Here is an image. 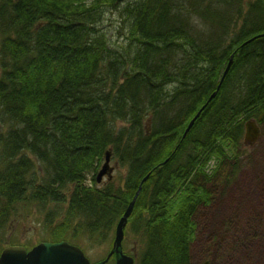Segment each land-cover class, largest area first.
I'll list each match as a JSON object with an SVG mask.
<instances>
[{
    "label": "trees",
    "instance_id": "trees-1",
    "mask_svg": "<svg viewBox=\"0 0 264 264\" xmlns=\"http://www.w3.org/2000/svg\"><path fill=\"white\" fill-rule=\"evenodd\" d=\"M249 119L264 124V0H0V251L27 208L46 240H110L149 175L135 264H191L195 214ZM107 151L125 175L98 186Z\"/></svg>",
    "mask_w": 264,
    "mask_h": 264
},
{
    "label": "rangeland",
    "instance_id": "rangeland-1",
    "mask_svg": "<svg viewBox=\"0 0 264 264\" xmlns=\"http://www.w3.org/2000/svg\"><path fill=\"white\" fill-rule=\"evenodd\" d=\"M119 21L116 13H110L103 24L104 31L112 36L113 41L117 35L114 25ZM258 126L260 136L257 143L252 146L243 144L240 149L243 153L238 158L229 155L230 159L225 160L221 170L224 176H215L207 184L212 198L198 208L194 217L196 229L191 244V264H264V124ZM236 161H240L238 169L227 179L226 175ZM216 162L217 159L213 158L207 170L213 171ZM111 166L113 181L118 183L125 170L113 159ZM22 211L10 226L1 231L4 240L1 249L19 244L31 248L46 240L37 212L31 208ZM113 236L114 233L104 243L83 242L84 252L91 263L105 259L111 250ZM124 240V252L135 253V242L128 232ZM114 258L107 264H115Z\"/></svg>",
    "mask_w": 264,
    "mask_h": 264
},
{
    "label": "water",
    "instance_id": "water-1",
    "mask_svg": "<svg viewBox=\"0 0 264 264\" xmlns=\"http://www.w3.org/2000/svg\"><path fill=\"white\" fill-rule=\"evenodd\" d=\"M117 1L122 2L124 0H117ZM253 38L250 39L248 42L254 40ZM232 61L233 59L231 57L221 77L220 84L222 83L224 77L228 73ZM215 95L216 92L210 96L208 101H210ZM206 105L207 103L201 107L199 112L190 121L183 136H185V134L190 130L195 120L200 115V112L206 107ZM258 136H259V128L257 126V123L254 120L247 121L245 139H244L245 143L254 144L257 141ZM110 155H111L110 152L106 153L105 162L97 173L96 177L99 182L104 175H107L109 179L112 177L113 167L110 166ZM148 177L149 175H147L142 179L135 195L133 196V199L130 201L122 217L119 219L115 227V235H114L111 251L108 253L106 259H104L100 263H94V264H106L110 260V258L114 255H115V264H134L135 262L134 257L125 254L122 249V243L125 236L124 230L127 225L128 219L133 211L135 201L141 192L142 184L148 179ZM0 264H91V262L85 256L83 250L80 247L70 244L67 241H60V242H41L30 250H27L25 247L22 246L6 247L0 255Z\"/></svg>",
    "mask_w": 264,
    "mask_h": 264
}]
</instances>
